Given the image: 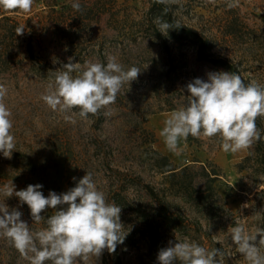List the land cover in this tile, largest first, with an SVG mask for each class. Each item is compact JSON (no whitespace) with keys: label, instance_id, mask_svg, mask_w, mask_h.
Segmentation results:
<instances>
[{"label":"rangeland","instance_id":"1","mask_svg":"<svg viewBox=\"0 0 264 264\" xmlns=\"http://www.w3.org/2000/svg\"><path fill=\"white\" fill-rule=\"evenodd\" d=\"M74 2L77 0H34L30 12L18 10L14 16L31 39L33 51L25 54L24 46L16 44L0 77L8 89L5 103L12 113L16 141L10 157L0 153V187L13 181L19 191L29 184H41L45 196L49 191L60 194L91 172L106 195L107 188H114L119 180L138 179L165 193L185 218L165 236V247L169 241L187 239L208 250L219 248L224 253L220 264H247L231 241L230 229L243 225L249 234H255L257 228H264L261 160L253 158L245 170H239L253 144L226 153L221 143L197 146L186 140L181 141L177 154L168 150L160 135L164 120L174 111L170 104H176V90L195 78L207 81L208 73L222 70L199 61L190 40L170 30L167 35L159 32L148 0H78L80 11L72 7ZM230 2L168 0L173 17L209 38L215 56L231 59L243 76L264 86V0H238V6L231 9L227 7ZM109 56H115L126 70L131 66L142 70L136 80L123 85L114 104L87 119L78 115V108L73 109L68 113L74 114L75 123H71L41 99L54 80V71L62 70L69 58L82 71L86 62L106 65ZM174 82L179 84L177 89ZM163 157L173 166L191 170L170 178L159 170ZM207 161L212 164L209 170L219 174V181L210 183L200 170ZM201 192L205 198L197 200ZM128 196L146 200L133 188ZM4 200L9 209L23 213L21 219L31 230L47 226L33 222L30 209L19 198L5 199L0 193V202ZM54 212L47 209L41 215L47 218ZM120 218L129 230L131 222ZM147 253V240L138 232L131 236L129 231L115 253L104 250L98 260L78 259L76 264H105V259L107 264H152ZM0 264L30 261L0 236Z\"/></svg>","mask_w":264,"mask_h":264},{"label":"clouds","instance_id":"2","mask_svg":"<svg viewBox=\"0 0 264 264\" xmlns=\"http://www.w3.org/2000/svg\"><path fill=\"white\" fill-rule=\"evenodd\" d=\"M168 0H157L167 3ZM34 0H0V8L5 11L30 12ZM238 6V0L228 3V8ZM72 7L81 10L74 2ZM158 31L167 35L173 27L168 21L157 17ZM16 35L24 34V27L15 30ZM62 70L54 71L50 83L41 99L53 111L64 114L65 121L75 123L73 109L87 119L96 115L102 108L116 102L117 94L125 83L136 80L141 69L125 67L115 56H109L107 64L86 62L81 71L72 58ZM73 73H78L73 75ZM207 81L195 78L186 85L187 102L172 111L164 120L160 132L169 151L179 153L181 141L189 136L219 137L224 152L237 153L246 150L262 139L256 120L264 117V86L255 81L247 85L241 76L233 72L208 73ZM7 87L0 83V153L10 157L16 141L12 133L11 110L5 103ZM76 178H73L75 180ZM41 184H29L26 189L17 191L13 181L0 187L6 198H19L21 205L30 209L32 221L45 222L46 227L33 231L21 219L23 213L0 202V236L30 261V264H76L86 262L90 257L98 260L107 250L115 253L118 245L124 243L129 230L121 221L122 208L115 202H108L103 191L99 190L91 172L79 179L75 187L57 194L49 191L45 196ZM47 209H54L53 215H41ZM232 243L247 261V264H264V228H257L249 234L245 226L237 225L230 229ZM259 237V239H258ZM224 253L219 248L208 250L194 241H169L167 247L157 254L158 264H220Z\"/></svg>","mask_w":264,"mask_h":264},{"label":"trees","instance_id":"3","mask_svg":"<svg viewBox=\"0 0 264 264\" xmlns=\"http://www.w3.org/2000/svg\"><path fill=\"white\" fill-rule=\"evenodd\" d=\"M150 3V14L153 17H161L163 20L168 21L172 24V31L175 35L190 40L197 48L198 60L210 65L212 68L220 69L224 72H233L241 76L244 83L247 85L251 81L243 76L242 70L239 68L237 63H234L229 58H224L222 56H215L212 51V43L197 30L182 25L174 17L173 13L170 11V6L167 3H157V0H148ZM19 13L16 11H5L0 8V77L6 72L8 63L10 61V56H14V49L16 44H20L25 48V54H32L33 44L31 39L25 33L23 35H16V28L19 27V22L15 19V14ZM160 37V36H159ZM29 39V40H28ZM189 81V80H188ZM189 82H187L188 84ZM184 88L177 89L179 84L174 82L176 86V91H179V96L176 98V104H170L171 109L175 110L184 106L187 102V90L186 85ZM262 86V85H261ZM180 90H182L180 92ZM186 91V95L183 96L181 93ZM183 97V98H182ZM257 127L261 130L262 139L253 143L250 149L249 156L244 159V161L239 164V170L243 171L246 166L256 158V160H261L262 171L264 174V117H259L256 120ZM187 143L190 145L201 146L205 143H212L213 145L220 144L219 137L207 138L201 136L200 138L188 137ZM104 159V158H103ZM104 165L108 169L109 164L105 162ZM212 164L207 161L200 165V170L208 177L210 183H214L220 180L219 174L215 173L213 168L209 170ZM159 170L162 174H168L170 178H175L179 175L185 174V172L191 170L188 166L184 168L173 166L168 162L167 157H163L160 163ZM119 175L123 173L118 171ZM137 189L138 192L146 196V200L138 199L131 200L128 196L130 189ZM191 196V194H190ZM204 193L201 192L197 196V200L204 199ZM106 199L108 202H115L118 206L122 208L121 216L131 222L129 225L131 236L136 232L140 233L143 239L147 240L148 243V253L147 257L152 264H158L157 254L161 248L165 247V236L178 228L182 224L181 221L185 220L182 214L177 211L176 206L168 200V196L157 191L150 185L142 184L138 179H134L132 182H127L119 180L114 188H107ZM181 223H180V222ZM105 264H107V259H105Z\"/></svg>","mask_w":264,"mask_h":264}]
</instances>
